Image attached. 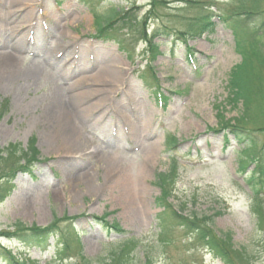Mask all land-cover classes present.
I'll use <instances>...</instances> for the list:
<instances>
[{
	"label": "rangeland",
	"instance_id": "374dc122",
	"mask_svg": "<svg viewBox=\"0 0 264 264\" xmlns=\"http://www.w3.org/2000/svg\"><path fill=\"white\" fill-rule=\"evenodd\" d=\"M153 1L106 0L95 6V12L107 15L110 7L115 11L134 7L139 10L138 16L143 17L153 7L162 19H153L155 13L151 14L146 20L147 33L161 25L173 31L186 30L192 10L176 13L173 7L185 8L183 0H158L150 7ZM199 1L215 2L221 8L231 2ZM38 3L33 15H29V20L36 18L33 30L30 24L13 35L5 34L13 36L9 41L16 43L28 29V46L13 55L14 71L0 69V102H8L7 112L0 120V148L20 144L26 149L33 138L39 163L32 168V177L24 173L15 177L13 192L0 205V230L15 223L38 227L57 223L60 228L74 224L84 254L96 259L108 257L124 240L93 219L113 213L108 221L118 223L131 237L141 241L132 264H144L146 257L152 264H221L204 249L186 250L176 232L172 233L174 241L169 245L158 239L155 216L159 210L154 201L159 189L154 178L158 172L169 169L163 143L164 135L170 133L178 140L176 151L171 153L179 164L172 200L175 209L182 208L185 215L214 217L215 230L231 232L235 247L244 248L249 254L250 264H264V230L257 226L250 212V192L243 175L237 171L238 147L231 137L224 146L223 134L210 131L217 126L218 105L224 108L221 113L226 118L239 114V109L226 103L228 73L240 61L230 27L214 17V33L189 42L196 52L193 62L187 61L181 41L172 44L173 52L169 50L173 38L162 35L154 41L165 52L152 63L162 93L169 97L164 106L137 77V69L146 64L143 43L134 44L136 56L131 63L115 43L94 37V20L84 0ZM262 4L264 0L259 7ZM5 7L8 5L0 2V10ZM212 11L215 13L217 9L214 7ZM19 15L12 22H17ZM14 16L11 14L7 20ZM48 19L52 20V26ZM12 22L4 27L6 31ZM263 22L264 18H253L246 25L258 26ZM1 30L2 25V37ZM10 46L0 45V55L11 54ZM107 65H115L124 73L114 90L102 89L97 82L95 71ZM263 73L264 68L256 69L257 88L264 84ZM57 92L63 96L60 100L63 111L46 99ZM262 101L264 90H258L250 107L252 115H257ZM58 113L77 131L79 140L87 144L88 161L82 160V155H70L65 148L55 147L54 138L61 133L58 125L62 117L59 121L55 119ZM255 138L262 143L259 133ZM97 154L100 156L94 162L89 155ZM252 169L254 166L250 165L248 170ZM113 170L119 176L121 172L123 181L114 178L116 173L114 177L111 175ZM88 172L92 182L81 179L79 182V177ZM71 218L77 220L71 222ZM68 232L72 238L73 230H67V235ZM53 243L51 239V247L40 253L2 241V245L30 262L77 263L75 253L61 263L53 261ZM0 264L4 263L0 260Z\"/></svg>",
	"mask_w": 264,
	"mask_h": 264
},
{
	"label": "trees",
	"instance_id": "16d2710c",
	"mask_svg": "<svg viewBox=\"0 0 264 264\" xmlns=\"http://www.w3.org/2000/svg\"><path fill=\"white\" fill-rule=\"evenodd\" d=\"M86 1L95 7L104 0ZM183 1L185 8L177 9L176 13H179L178 11L192 10L191 16L186 21V30L173 31L166 25H161L158 30H154L149 35L146 31L147 18L149 16L152 17L151 14L155 13L153 19H162L158 18L155 10L153 11L152 6L155 3H159L158 0H154L153 4H150L152 10L146 11L143 17L138 16L139 10L135 11L134 7L126 11H115V8L110 7L107 15L93 12L97 36L104 40L115 41L119 49L126 53L127 58L133 60L135 56L134 44H137V42L145 45V50H143L142 54L147 56L148 59H154L157 55H160L159 45L153 42L159 34L166 37L172 36L175 40H182L184 43L201 37L204 33L211 34L215 24L210 22V13L207 14L205 8L202 7L198 0ZM261 1L263 0H231L228 4V9L221 14L223 21L228 23L229 26L231 25L235 32L236 50L241 55L242 60L231 69L227 79L228 97L226 103L232 109H239V114L233 118H226L221 113L224 108L217 106L216 110H220L217 116V125L221 131H228L229 134H233L238 144H244L245 148H242L238 155L241 172L250 163L257 162L261 164L264 161V102L262 101L261 105L257 107V115H252L250 110L253 98L256 97L258 90H264V84H260V87L257 88V82L259 81L256 77V69L264 68V28L251 32L244 27L241 28L240 25V19H250L252 16L259 14L264 16V4L259 7ZM193 10L195 13H193ZM119 35L122 36L119 37ZM127 37L129 38L127 39ZM147 69L151 70V67L148 66ZM151 77L152 81L157 82L154 75H151ZM239 105L241 108H237ZM6 107V101L0 103V118L6 111ZM258 133L263 138L261 144L255 138ZM169 140L168 143H174L175 141L172 137ZM38 156L39 154L34 147L33 140L30 141L26 150L21 149L17 144L8 145L5 149H0V201L9 190V180L14 173L19 170L25 171L28 166L36 161ZM157 177L158 185L162 190V196L157 199V203L163 208L159 215L162 227L171 228L172 226H177L184 229L185 235L190 237L193 245L205 247L224 264H250V256L244 248L236 249L232 242L231 234L218 233L214 229V217H199L196 214L183 216L181 213L173 211L167 203V199L172 196L171 182L165 178L169 176L160 174ZM246 178L252 191L251 213L259 227L264 229V175L260 170L257 176L254 173ZM56 224L52 223L46 228H38L16 223L12 232L8 230L0 231V236L18 238L27 244L41 246L45 244L49 237L58 233ZM111 228L119 230L117 225H112ZM167 233L168 231L164 232V235H167ZM135 246L136 242L130 240L129 243H123L110 252L108 257L101 256L93 260L87 259L82 255L80 264H125L134 255L135 248L133 249V247ZM3 254L6 255L5 257L9 264H26L23 261L16 260L9 253H6L5 250Z\"/></svg>",
	"mask_w": 264,
	"mask_h": 264
},
{
	"label": "bare ground",
	"instance_id": "6f19581e",
	"mask_svg": "<svg viewBox=\"0 0 264 264\" xmlns=\"http://www.w3.org/2000/svg\"><path fill=\"white\" fill-rule=\"evenodd\" d=\"M5 4L8 5V7H5V9L0 10V25H2V37L0 36V45L3 46H7V44H11V46L9 47L11 49V51H13L11 54H4V55H0V69H5L7 71H9V69L11 71H14V68L16 67V59L13 56L17 51H23L24 49H26V47L28 46L27 44V36H28V29H26L25 31H23V34L21 35V37H19L17 39L16 43L10 42L9 40H11V38L13 36H8L5 37V34H7V32H9L11 35H13V32H15L16 30L19 29V32L24 30V28H27V26L29 27L30 24H32L36 18H32L33 20H29V15L35 12L36 7L39 5L38 1L39 0H0V2H3ZM11 14H15V16L13 17V19L11 20H7V17L10 16ZM21 15V17L19 18V20L17 22H12V20L15 19V17L17 15ZM19 15V16H20ZM12 22V26L7 28L8 30L6 31V28H4L5 26H7L9 24V22ZM48 21H50L48 19ZM51 24H49L50 26H52V20L50 21ZM34 26H31V30H33ZM36 30V27L34 29V32ZM51 30V28H50ZM34 34V33H33ZM60 50V49H59ZM57 50V51H59ZM56 51V52H57ZM95 74L98 75L99 80H97V82H99L101 84V88L105 89V87L112 88V90H114V87L117 84V80L120 78H122L124 76V73L122 72V69H120L119 67L115 66V65H111V66H106L100 70H96ZM103 79L106 80L102 81ZM31 85H34L31 84ZM58 93L60 94V92H57L56 94H53L52 96L47 97L46 99H49L52 103L53 106L55 104V107L59 105V108L62 107V104L60 103V100H62L63 96H59ZM45 99V100H46ZM71 101V99H69ZM61 111H63V108L61 109ZM60 110H56L55 112H60ZM79 110L76 112L78 113ZM63 115H58L55 116V119L59 121V119H61ZM59 132H61L60 134H58L56 136L55 142H53L55 144V147H59V149H64L65 151H67L68 153H70V155H82L83 159H87L88 161V154L85 152L88 148L87 144L82 142V140H79L78 138V133L77 131H75L72 127H70L69 123L66 121H63V117L61 119V121H59ZM56 142H58V145H56ZM91 157V159L96 162L98 161V157L100 156V154H97L95 156L93 155H89ZM116 173V174H115ZM114 174L117 175L116 177H114ZM111 175H113V177L118 181L120 179V181H123V177L122 174L120 172V176L117 173V170H113L111 171ZM90 173H84L79 177V182L80 179L83 181H87L88 183L92 182L91 178H90ZM111 178V177H108Z\"/></svg>",
	"mask_w": 264,
	"mask_h": 264
}]
</instances>
